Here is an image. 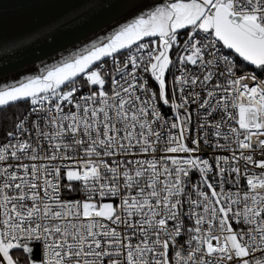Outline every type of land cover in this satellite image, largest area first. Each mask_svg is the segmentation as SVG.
Wrapping results in <instances>:
<instances>
[{
  "label": "snow or ice",
  "instance_id": "snow-or-ice-1",
  "mask_svg": "<svg viewBox=\"0 0 264 264\" xmlns=\"http://www.w3.org/2000/svg\"><path fill=\"white\" fill-rule=\"evenodd\" d=\"M9 105L0 264H264V0H152Z\"/></svg>",
  "mask_w": 264,
  "mask_h": 264
},
{
  "label": "water",
  "instance_id": "water-1",
  "mask_svg": "<svg viewBox=\"0 0 264 264\" xmlns=\"http://www.w3.org/2000/svg\"><path fill=\"white\" fill-rule=\"evenodd\" d=\"M151 3L0 0V86L41 75L44 69L129 22L141 8L149 10Z\"/></svg>",
  "mask_w": 264,
  "mask_h": 264
},
{
  "label": "trees",
  "instance_id": "trees-1",
  "mask_svg": "<svg viewBox=\"0 0 264 264\" xmlns=\"http://www.w3.org/2000/svg\"><path fill=\"white\" fill-rule=\"evenodd\" d=\"M27 102H20L19 109H25ZM19 119V110L16 106L9 105L0 110V132L4 129H11L12 124Z\"/></svg>",
  "mask_w": 264,
  "mask_h": 264
},
{
  "label": "built area",
  "instance_id": "built-area-1",
  "mask_svg": "<svg viewBox=\"0 0 264 264\" xmlns=\"http://www.w3.org/2000/svg\"><path fill=\"white\" fill-rule=\"evenodd\" d=\"M110 62V61H109ZM66 90V89H65ZM28 107V104L26 106V108ZM193 108H195V105H193ZM194 123H195V114H194ZM193 134H196V130H194Z\"/></svg>",
  "mask_w": 264,
  "mask_h": 264
}]
</instances>
